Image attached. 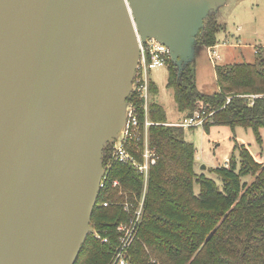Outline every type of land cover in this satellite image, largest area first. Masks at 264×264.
I'll return each instance as SVG.
<instances>
[{"label":"water","instance_id":"1","mask_svg":"<svg viewBox=\"0 0 264 264\" xmlns=\"http://www.w3.org/2000/svg\"><path fill=\"white\" fill-rule=\"evenodd\" d=\"M228 0H0V264H76L142 42L180 71Z\"/></svg>","mask_w":264,"mask_h":264},{"label":"trees","instance_id":"2","mask_svg":"<svg viewBox=\"0 0 264 264\" xmlns=\"http://www.w3.org/2000/svg\"><path fill=\"white\" fill-rule=\"evenodd\" d=\"M221 28L211 12L197 44L216 47ZM168 68V87L181 113L212 114L204 125L206 130L211 126L252 129L262 144L264 47L257 50L254 63L216 66L218 91L213 94L199 92L191 64L180 71L170 61ZM156 91L151 83V92ZM149 118L154 123L150 143L158 161L150 172L136 237L126 251L128 264H264V164L247 147L238 146L239 159L234 155L228 166L214 170L222 179L219 187L196 173L197 150L186 141V129L169 125L164 109L155 102L150 105ZM110 172L129 196L142 193L143 178L132 166L113 162ZM246 177L253 180L244 181ZM124 200L118 190L102 192L91 225L109 242L90 234L76 264H113L119 246L117 227L126 220L119 206ZM106 201L111 203L107 208L103 206Z\"/></svg>","mask_w":264,"mask_h":264},{"label":"rangeland","instance_id":"3","mask_svg":"<svg viewBox=\"0 0 264 264\" xmlns=\"http://www.w3.org/2000/svg\"><path fill=\"white\" fill-rule=\"evenodd\" d=\"M215 16L222 26L217 35L216 50L220 58L211 54L208 48L198 46L191 64L196 73L197 89L203 94L218 91L216 66L254 63L257 50L264 47V0H228ZM169 75L168 67L150 73L157 89L155 93L151 92V101L164 109L168 124H180L187 115L179 111L173 89L168 87ZM185 139L197 150L196 173L215 181L219 187L223 185L222 179L214 170L226 166L234 155L239 159L238 146L247 147L255 160L264 164V138L261 144L252 129L211 126L206 130L202 126L185 130ZM252 180L250 177L244 179Z\"/></svg>","mask_w":264,"mask_h":264},{"label":"built area","instance_id":"4","mask_svg":"<svg viewBox=\"0 0 264 264\" xmlns=\"http://www.w3.org/2000/svg\"><path fill=\"white\" fill-rule=\"evenodd\" d=\"M140 43V60L136 69L133 80V91L129 100V109L125 128L118 140L109 145L108 156L104 155V166L106 172L100 184V193L98 201L102 195L109 189L119 191V195H124L125 200L119 204L126 214V220L121 222L117 227L119 235V246L115 253L113 264H128L126 251L133 243L138 225L142 219L146 193L152 167L157 164L158 156L150 143V127L154 123L149 118L151 101V78L150 73L156 69L168 67L171 61L170 50L165 45L155 39H149L147 42ZM216 47L209 48L210 53L220 58L215 51ZM141 110L144 112L142 119ZM212 114L194 112L193 115L185 117L180 124H169L182 127L186 130L202 127L209 121ZM113 162L123 163L132 166L143 178V190L140 195L133 193L131 196L123 190L119 180H112L110 171ZM228 166V164L226 165ZM98 204V202H97ZM111 203L106 201L104 207H109ZM117 204V203H116ZM97 206V205H96ZM96 238L101 239L103 243H108V239H102L95 231L93 234Z\"/></svg>","mask_w":264,"mask_h":264},{"label":"crops","instance_id":"5","mask_svg":"<svg viewBox=\"0 0 264 264\" xmlns=\"http://www.w3.org/2000/svg\"><path fill=\"white\" fill-rule=\"evenodd\" d=\"M219 44V43H218ZM218 44H217V46H218ZM209 49V48H208ZM217 50V48L215 49V51ZM210 51V50H209ZM217 52V51H216ZM220 56V55H219ZM186 116V115H185Z\"/></svg>","mask_w":264,"mask_h":264}]
</instances>
